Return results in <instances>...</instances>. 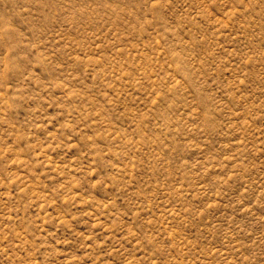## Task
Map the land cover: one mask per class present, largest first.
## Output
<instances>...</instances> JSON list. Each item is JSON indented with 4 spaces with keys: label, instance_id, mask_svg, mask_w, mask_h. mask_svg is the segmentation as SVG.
Returning a JSON list of instances; mask_svg holds the SVG:
<instances>
[{
    "label": "rangeland",
    "instance_id": "1",
    "mask_svg": "<svg viewBox=\"0 0 264 264\" xmlns=\"http://www.w3.org/2000/svg\"><path fill=\"white\" fill-rule=\"evenodd\" d=\"M0 264H264V0H0Z\"/></svg>",
    "mask_w": 264,
    "mask_h": 264
}]
</instances>
